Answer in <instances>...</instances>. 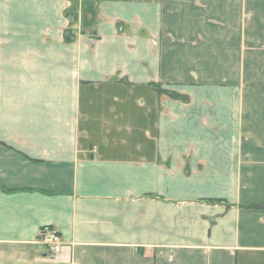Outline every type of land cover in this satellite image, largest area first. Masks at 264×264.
Here are the masks:
<instances>
[{"label":"crops","instance_id":"obj_1","mask_svg":"<svg viewBox=\"0 0 264 264\" xmlns=\"http://www.w3.org/2000/svg\"><path fill=\"white\" fill-rule=\"evenodd\" d=\"M0 264H264V0H0Z\"/></svg>","mask_w":264,"mask_h":264},{"label":"built area","instance_id":"obj_2","mask_svg":"<svg viewBox=\"0 0 264 264\" xmlns=\"http://www.w3.org/2000/svg\"><path fill=\"white\" fill-rule=\"evenodd\" d=\"M42 243L47 246L49 253L60 254L63 248V241L55 229H45L41 234Z\"/></svg>","mask_w":264,"mask_h":264},{"label":"trees","instance_id":"obj_3","mask_svg":"<svg viewBox=\"0 0 264 264\" xmlns=\"http://www.w3.org/2000/svg\"><path fill=\"white\" fill-rule=\"evenodd\" d=\"M85 5V10H87L88 9V11L91 13V11H92V15H95V10H93V5L91 4V3H85L84 4ZM88 7V8H87ZM76 8H77V5L76 4H74V6H73V9L71 10V15L74 17L76 14ZM86 25L89 27L90 26V23H88L87 22V19H86V21H85V17H84V26L86 27ZM155 86V85H154ZM156 90H158L160 93H162V94H166V95H168V96H170V97H172V98H181L182 97V95H180L179 93H177V92H175V91H171V90H167V89H163L161 86H157L156 85Z\"/></svg>","mask_w":264,"mask_h":264},{"label":"rangeland","instance_id":"obj_4","mask_svg":"<svg viewBox=\"0 0 264 264\" xmlns=\"http://www.w3.org/2000/svg\"><path fill=\"white\" fill-rule=\"evenodd\" d=\"M88 8V7H87ZM93 8V7H92ZM78 11H79V14H80V16H81V18H84L85 17V19H90V17H94V15H92L91 16V13H92V11H91V13L88 11V9L87 10H85V5H83V9L82 8H80L79 7V9H78V7L76 8V15L78 14ZM75 17V16H74Z\"/></svg>","mask_w":264,"mask_h":264}]
</instances>
